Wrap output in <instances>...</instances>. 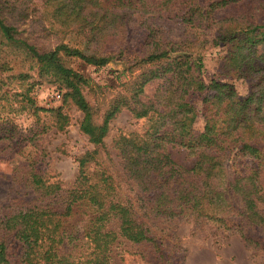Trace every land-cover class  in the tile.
I'll list each match as a JSON object with an SVG mask.
<instances>
[{
  "label": "trees",
  "instance_id": "obj_1",
  "mask_svg": "<svg viewBox=\"0 0 264 264\" xmlns=\"http://www.w3.org/2000/svg\"><path fill=\"white\" fill-rule=\"evenodd\" d=\"M246 2L248 12L229 13ZM174 8L189 28L172 39L163 27L145 26L130 53L129 12L154 17ZM7 14L33 28L46 15L64 38L76 36V44L42 50L6 22ZM208 36L222 54L206 83L200 54ZM0 47L22 52L41 76L66 90L65 100L82 114L79 130L93 146L76 158L67 191L30 162L26 183L42 203L16 205L0 218V264H115L113 249L122 242L152 248L163 259L165 237L172 235H163L155 220L191 219L197 227L238 235L246 249L264 255V0H0ZM126 56L139 70L128 85L132 92L112 101L97 122L81 92L84 77L65 60L101 68ZM234 78L249 83L245 98L228 82ZM156 80L160 94L142 101L144 86ZM122 110L147 125L118 130L111 146L118 171L104 139ZM48 112L56 131L68 126L62 107ZM199 116L203 128L196 131ZM167 145L195 153L194 165L173 162ZM248 160L253 166H245ZM14 244L22 247L17 259L9 254Z\"/></svg>",
  "mask_w": 264,
  "mask_h": 264
},
{
  "label": "rangeland",
  "instance_id": "obj_2",
  "mask_svg": "<svg viewBox=\"0 0 264 264\" xmlns=\"http://www.w3.org/2000/svg\"><path fill=\"white\" fill-rule=\"evenodd\" d=\"M249 4L246 2L237 5L229 10V13L238 15L248 12L251 8ZM129 14L127 17L131 22L127 46L130 53L138 49L145 26L163 27L168 30L170 38L177 39L182 28L184 30L190 25L182 21V11L176 16V8L154 17L143 11H130ZM5 17L6 22L14 25L22 37L30 35V39L42 50H53L62 42L71 47L76 44V36L64 38L61 30L51 27L46 15L42 18L45 19L44 24L35 28L28 25V19L17 23L11 21L13 17L9 14ZM198 34L200 37V28ZM203 39L206 43H203L200 54L201 75L207 83L216 73L217 60L222 54V49L211 45L209 36ZM125 58L128 60L117 58L101 68L85 66L75 58L65 60L67 66L84 77L85 83L81 86V92L92 107L97 122H101L106 108L112 101L121 96H129L132 92V85L130 88L128 85L134 81V76L139 70L132 68V60L128 56ZM0 62H5L3 71L0 70L1 218L16 205L42 203L32 186L26 183L30 162H37L35 167L43 171L46 180L59 183L61 188L67 191L71 188L77 172L76 158L86 151H91L93 146L79 130L82 114L71 100H65L66 90L58 89L59 86L55 82L41 76L37 65L31 64L20 51L13 52L10 48L0 47ZM228 82L234 86L241 98L249 94L250 85L246 80L234 78L228 79ZM161 85L160 80L148 83L144 86L140 99L147 102L158 96ZM54 94H60V99L56 100ZM29 106L35 108L29 109ZM59 107H62L63 113L70 119L68 126L62 131H56L53 118L48 112ZM146 125L144 120L133 119L127 110H122L111 121L110 131L104 142L116 162L118 171L119 158L111 147L118 130L139 132L146 128ZM202 128L203 119L199 116L194 129L201 131ZM165 151L173 162L185 168H191L196 160L195 153H189L177 146L167 145ZM245 166L251 167L253 162L248 160ZM260 208L264 211V205ZM154 222L158 228L165 229L163 235H172L165 237L169 242L164 250L165 257L159 258L152 248L138 249L122 242L115 244L113 249L115 264H264L263 253L246 249L238 235L222 233L211 226L197 227L191 219L173 224H163L157 220ZM21 252L22 247L14 244L9 254L13 259H17Z\"/></svg>",
  "mask_w": 264,
  "mask_h": 264
},
{
  "label": "built area",
  "instance_id": "obj_3",
  "mask_svg": "<svg viewBox=\"0 0 264 264\" xmlns=\"http://www.w3.org/2000/svg\"><path fill=\"white\" fill-rule=\"evenodd\" d=\"M56 100L57 99H60V94H54V96H53Z\"/></svg>",
  "mask_w": 264,
  "mask_h": 264
}]
</instances>
